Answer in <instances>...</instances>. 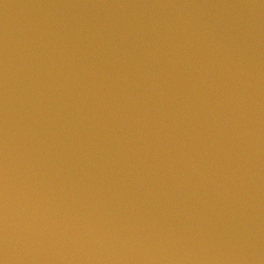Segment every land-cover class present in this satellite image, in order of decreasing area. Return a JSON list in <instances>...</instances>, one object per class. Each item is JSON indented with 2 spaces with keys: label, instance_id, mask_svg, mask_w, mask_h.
Returning <instances> with one entry per match:
<instances>
[{
  "label": "water",
  "instance_id": "water-1",
  "mask_svg": "<svg viewBox=\"0 0 264 264\" xmlns=\"http://www.w3.org/2000/svg\"><path fill=\"white\" fill-rule=\"evenodd\" d=\"M0 264H264V0H0Z\"/></svg>",
  "mask_w": 264,
  "mask_h": 264
}]
</instances>
